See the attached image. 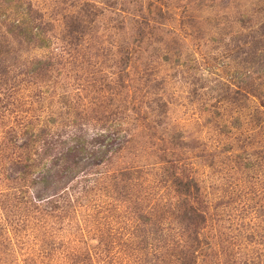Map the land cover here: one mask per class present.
<instances>
[{
	"label": "rangeland",
	"instance_id": "374dc122",
	"mask_svg": "<svg viewBox=\"0 0 264 264\" xmlns=\"http://www.w3.org/2000/svg\"><path fill=\"white\" fill-rule=\"evenodd\" d=\"M15 1L19 7L3 14L17 19L28 11L47 30L48 40L46 48L12 41L15 62L51 65L36 91L23 83V93L33 97L22 99L34 101L29 112L37 116L34 123L44 124L46 139L54 142L59 135L64 141L60 148L46 147L42 158L41 145L34 149L38 155L30 160L37 166L27 180L36 181L48 168L53 175L61 164L77 166L71 181L27 187L17 180L20 168L8 163L12 153L6 151L0 223L6 199L19 191L29 200L38 195L45 206L55 193L63 196L74 188L76 195L83 178L85 186L94 179L77 215L87 200L111 202L112 223L128 227L127 238L136 242L140 208L156 203L142 204V197L175 207L172 217L189 204L204 215L192 244L198 247L196 264H264V130H258L264 128V0ZM21 117L6 116L1 128L17 127ZM237 124L241 128L235 130ZM72 135L84 151L50 167L72 146ZM159 174L169 182L193 180L200 204L179 195V187L144 193V185ZM55 212L50 222L63 229L61 234L68 213ZM177 223H170L173 236ZM18 236L8 234L18 263L29 264V250L36 251L39 242L26 236L17 245Z\"/></svg>",
	"mask_w": 264,
	"mask_h": 264
},
{
	"label": "trees",
	"instance_id": "16d2710c",
	"mask_svg": "<svg viewBox=\"0 0 264 264\" xmlns=\"http://www.w3.org/2000/svg\"><path fill=\"white\" fill-rule=\"evenodd\" d=\"M11 2L12 4L9 5ZM3 4H7L6 8ZM18 7L19 4L15 0H1L0 3V168H4V164L7 163L5 161L8 156L5 154L9 150L13 160L8 163L20 168L16 174L17 180L25 183L27 187L39 184L42 189H47L54 183L63 182L61 180L64 178H69L68 181L73 180L76 177L73 175L77 163L73 162L72 168L61 164L53 175L52 172H49V168L44 169L38 172L40 176L36 181L27 180L37 166L30 160L31 155H38L34 149L39 148L40 150L38 145H41L43 149L40 158H42L48 155L49 145H53V149H56V146L60 148L64 141L59 135L54 142L48 141L46 139L48 133L44 130V124L38 126L37 123H34L37 121V116L30 115V106L34 101L22 99V96L33 97L31 93H23L25 84L30 83L36 91L38 81L40 82L45 75L42 71H47L51 65L49 62L40 60H35L27 65L15 62L16 50L10 46L12 41L17 45H28L35 42L38 48H46L45 43L48 41L45 38L47 30L41 28V23L36 17H28V11L22 13L23 16H19L17 19L11 18L12 14H3L5 10ZM71 31L79 33V30L76 31L73 28ZM25 104L28 105L26 111H8V108L11 110L21 108ZM72 107L73 104L69 105L68 109ZM112 114L110 113V115ZM6 116L14 118L22 116L20 119L18 118L21 122L17 127L10 126L5 130L1 126H3L2 123L5 122L3 118ZM71 123H76V118ZM240 128L241 125L237 124L234 129ZM258 130H264L263 126H258ZM69 141L72 146L65 148L61 158L51 160L50 167H58L61 159L69 158L75 152L79 153L83 150V143L76 136L72 135ZM15 150L20 153L14 154ZM30 151L33 153L31 154ZM18 158L26 159L22 161ZM2 172H0V178L8 181L7 176L5 177ZM158 178L156 181L148 182L147 186L144 185V193L148 191L149 194L151 189L166 188L167 185L168 188L165 190L168 191L172 187H179L180 190L177 192L179 195L195 204H200L199 189L193 180L169 182L165 178V174H159ZM81 182L82 185L76 195H73L74 188H71L70 192L64 193L63 196L55 193V198L46 200L45 206L39 205L43 199H38V195L34 196L33 200H29L27 196H21V191L6 199L7 204L2 207V210L7 213L3 215L4 218L0 223V238L2 239L0 241V256L3 255L0 264H3L4 261L6 264H19L14 253L16 245L11 243L8 238L10 232L19 234L17 245L24 244L20 241L24 239L22 237L26 236L39 242L36 251L29 250V255L31 258L33 257L32 259L27 257L29 264H196L198 247L192 244L197 242L195 232L197 223L204 222V215L199 210L200 208L187 204V209L182 210V214L172 217L174 213L172 211H177L175 207L170 208L165 202L158 204V199L147 198L146 200V196L142 197L143 202H140L142 204L150 200H154L156 203L152 209H149L148 205L140 208V211H143L139 212V219L141 222L143 221L142 228L138 229L140 240L133 242L126 236L131 234L128 227L121 223L118 226L112 223L110 218L116 211L112 212L115 207L111 202L87 200V206L82 214L77 215L76 208L84 206L81 203V198L88 194L91 186H96L94 179H90L87 186H85L86 178H83ZM154 182H156L155 187H153ZM5 186L9 188L13 185ZM0 195L6 198V195H2V193ZM57 210L68 213V216L66 215L67 222L64 224L65 229L61 234L59 231L61 232L63 229L55 227L50 222V218ZM131 213L130 217L134 216V212ZM116 214L119 215L120 212L118 211ZM125 214L127 213L125 212ZM126 218L128 219V215ZM173 220H178L180 223H177L179 230L175 231V236L170 234V223ZM8 224L9 227L6 228ZM70 235L71 238H69ZM90 242L93 243L90 244ZM24 253L26 252L24 251ZM242 264L247 263L243 262Z\"/></svg>",
	"mask_w": 264,
	"mask_h": 264
}]
</instances>
